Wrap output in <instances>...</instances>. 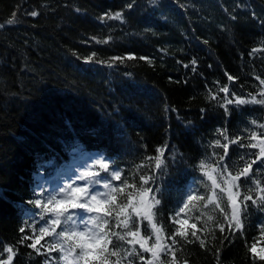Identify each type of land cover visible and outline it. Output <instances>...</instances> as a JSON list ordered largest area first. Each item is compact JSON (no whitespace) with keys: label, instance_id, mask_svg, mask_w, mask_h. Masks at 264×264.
Listing matches in <instances>:
<instances>
[{"label":"trees","instance_id":"trees-1","mask_svg":"<svg viewBox=\"0 0 264 264\" xmlns=\"http://www.w3.org/2000/svg\"><path fill=\"white\" fill-rule=\"evenodd\" d=\"M132 2L0 0V259L7 258L4 248L12 247V264H44V256L26 246L31 239L20 243L45 226L39 225L42 214L48 218L33 203L41 196L40 181L54 184L58 173L87 159L94 172L124 189L116 193L121 207L144 185L141 177L148 179V195L160 201L153 206L154 222L166 243L176 239L177 264H218L217 249L219 264H264L248 251L253 243L264 248V213L250 209L241 235L227 225L221 233L220 210L213 212L205 202L179 212L190 192L212 195V181L200 164L224 154L215 140L227 141L216 129L235 139L253 127L251 118L264 124V106H229L232 112L226 116L211 99L227 95L219 91L224 85L260 98L264 0H135L129 9ZM32 11L38 15L32 17ZM116 12L119 21L105 16ZM158 149L166 154L161 156L166 168L156 167ZM229 149V163L237 168L243 167V152L259 151L234 144ZM101 164L108 166L107 173ZM114 167L121 171L120 181L111 179ZM178 212V219L187 220V240L177 234L180 225L173 217ZM109 222L122 231L115 220ZM147 224L141 223L142 235L151 234ZM192 224L205 247L191 236Z\"/></svg>","mask_w":264,"mask_h":264},{"label":"snow or ice","instance_id":"snow-or-ice-1","mask_svg":"<svg viewBox=\"0 0 264 264\" xmlns=\"http://www.w3.org/2000/svg\"><path fill=\"white\" fill-rule=\"evenodd\" d=\"M134 2L135 0L129 3L127 7L131 9L134 6ZM156 2L157 0H150L152 4H156ZM30 15L36 17L38 13L32 11ZM105 16L110 20L119 21L122 19L120 12H116L114 15L106 13ZM100 20L104 22L105 18L100 17ZM10 23L12 22L10 21ZM147 31H149L148 28L145 29V32ZM152 34L155 35L156 33L153 32ZM97 43L106 44L107 41L100 40ZM256 51V49H253L251 54H255ZM95 55L96 53H93L88 56L86 58L87 61H92ZM132 58V56L128 57V59ZM113 59L120 58L116 57ZM141 59H144V57H141ZM97 62L107 63L106 61ZM191 63L195 65L196 60L193 59ZM184 66L185 68L189 67L187 64ZM193 70L195 71V69ZM225 74L228 81H233L232 75ZM257 78L259 79V77ZM259 83L264 85V79H260ZM219 91L227 95L223 98L212 96L211 99L224 110L226 116H229L232 112V108L229 106L234 105L236 109L250 104L264 106V90L260 91V98L251 93L245 97L233 91L228 85L221 86ZM205 111V109H201L202 113ZM250 125L253 127H245L235 139H231L226 130L216 129L218 133H222L227 141V143L221 145L219 138L215 140L217 146L223 147L224 154L219 156L216 161L209 159L208 163L201 161L200 164L201 170L212 181V195L204 194L201 196L199 192L193 195L190 192L187 196L189 203L180 208L179 212H184L189 207V204L195 207V201L205 202L211 205L213 212L217 209L220 210L219 215L223 217V222L217 221L216 223L221 233H225V225H227V228L233 233L240 232L241 235L243 234L242 230L245 223L248 221L250 209L264 213V124H257V120L251 118ZM245 134L247 135L245 136ZM244 139H247L246 143L243 142ZM233 144L241 149H258L259 151L243 152L240 156L243 167L237 168L234 164H230L228 160L230 155L229 145ZM157 151L160 155L155 157L156 167L166 168L165 160L161 159V156L167 158L166 154L163 149H158ZM211 163H215L216 167L212 168ZM101 167L106 173L108 172L106 164H101ZM94 175L96 174L86 171L78 179H87L88 184H99L100 180L104 179L103 188L107 191L101 193L93 187L92 193L94 194L89 196L87 186L73 187L68 185L67 188L70 191L65 192V189H61V192H65L68 197L67 199H57V195L52 193H45L40 198L35 199L33 201L35 206L41 209L42 213H53L54 218L49 219L42 214L40 223L45 226L39 227V233L32 237L24 235L20 243L23 244L31 239L32 242L26 244V246L35 250L37 255H43L44 264H60V262H63V264H138V262H142V264H177L176 239H171V244L166 243L164 232L154 222L156 213L153 212L150 201H154L155 204H159L160 201L155 196L149 197L148 193L151 189L144 186L148 184V179L141 177L144 185L140 186L138 193L129 194L128 203L121 207L116 203V193L118 191L123 192L124 189L114 188L111 183L107 182L106 177L96 180L90 179ZM110 176L112 180L120 181L121 171L114 167ZM125 186L129 187L128 185ZM225 194L227 195V202L224 200ZM82 196H88L89 198L82 200ZM69 208L82 209L83 213L102 214L85 217L83 213H78L77 222V219H74L72 214L66 215ZM113 212L116 213L115 216H113ZM179 212L173 217V220L180 225L177 229L179 237L187 240V220L178 219ZM109 218L115 220L116 227L122 231H116L113 225L110 224ZM211 219L212 217H209V220ZM142 221L148 222L147 226L152 229L151 234L146 231L144 235L141 234ZM25 223H28V221H25ZM207 225L208 221H205L206 228ZM58 226L59 231L57 230ZM190 227L192 229L191 236L200 242L201 247H205V241L197 233L196 225L192 224ZM260 228L262 235H264V220L261 221ZM208 230L211 231V229ZM19 231L24 233L25 228H20ZM150 236H154L155 240H151ZM45 237H50L51 243L45 242L42 244L41 242L45 240ZM213 238L215 239V236ZM223 239L229 240L230 237L224 235ZM220 243L222 244L223 240ZM248 251L252 254L254 260L264 261V248L258 250L257 244L253 243ZM4 252L8 253V255L6 259H0V264H12L16 252L12 247L4 248ZM53 252L59 255L54 257L51 255ZM146 253H150L151 258L146 259ZM216 253V260L219 264L220 249H217ZM2 255L0 253V256ZM162 256L164 259L161 258ZM169 256H171V259H167ZM185 264H187L186 261Z\"/></svg>","mask_w":264,"mask_h":264},{"label":"rangeland","instance_id":"rangeland-1","mask_svg":"<svg viewBox=\"0 0 264 264\" xmlns=\"http://www.w3.org/2000/svg\"><path fill=\"white\" fill-rule=\"evenodd\" d=\"M94 170H95V168L93 169V165L88 163L87 159L83 160V161H77L69 169H67L61 173H58L59 178H58V180L54 181L55 182L54 184H52V182H50V181H45V180L40 181L38 193L40 192L39 194H41V195H44L45 193H52L53 195H57V199H67L68 197L65 195V192L70 191L67 188L68 185H72L73 187H85V186H87L89 196L91 194H94V193H92L93 187H95L96 190L101 192V193L107 191L106 189L103 188V184L105 181L104 179H101L99 184H88L87 179H85V180L78 179V177L83 175L84 172H86V171L94 172ZM94 173L96 175H94L90 179L96 180V179H100L101 177H103V174H101V173H99V174L97 172H94ZM61 189H65V192H61ZM88 198H89L88 196H82L81 199L86 200ZM43 202H46V201H43ZM150 202L152 203V210H153V206H154L155 202L154 201H150ZM78 213H83V210L82 209H71V208H69L68 213H66V215L72 214L73 218L77 219V222H78V216H77ZM100 214H102V213H83V215L85 217L90 216V215H100ZM46 215L50 219L54 218L53 213H46ZM39 225H41V223ZM57 230L59 231V226L57 227ZM150 230L152 232L151 227H150ZM150 239L154 241L155 237L151 236ZM148 256L151 258L150 253L148 254ZM62 264H63V262H62Z\"/></svg>","mask_w":264,"mask_h":264}]
</instances>
